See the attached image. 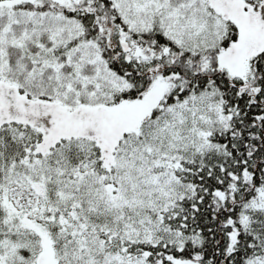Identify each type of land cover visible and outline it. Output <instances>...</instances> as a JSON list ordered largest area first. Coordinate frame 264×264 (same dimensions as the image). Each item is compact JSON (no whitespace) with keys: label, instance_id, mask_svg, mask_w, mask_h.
<instances>
[{"label":"snow or ice","instance_id":"6c2138e0","mask_svg":"<svg viewBox=\"0 0 264 264\" xmlns=\"http://www.w3.org/2000/svg\"><path fill=\"white\" fill-rule=\"evenodd\" d=\"M0 264H264V0H0Z\"/></svg>","mask_w":264,"mask_h":264}]
</instances>
